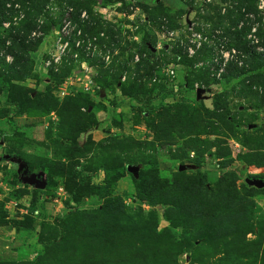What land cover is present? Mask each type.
I'll return each mask as SVG.
<instances>
[{"label": "rangeland", "instance_id": "rangeland-1", "mask_svg": "<svg viewBox=\"0 0 264 264\" xmlns=\"http://www.w3.org/2000/svg\"><path fill=\"white\" fill-rule=\"evenodd\" d=\"M256 4L0 0V264H264Z\"/></svg>", "mask_w": 264, "mask_h": 264}, {"label": "water", "instance_id": "water-1", "mask_svg": "<svg viewBox=\"0 0 264 264\" xmlns=\"http://www.w3.org/2000/svg\"><path fill=\"white\" fill-rule=\"evenodd\" d=\"M18 167L20 172V180L24 185L32 186L37 190H43L46 187L47 183L44 175H28V168L26 165L18 163ZM245 183L250 187L262 188V185L258 184V182L254 180H245Z\"/></svg>", "mask_w": 264, "mask_h": 264}, {"label": "built area", "instance_id": "built-area-1", "mask_svg": "<svg viewBox=\"0 0 264 264\" xmlns=\"http://www.w3.org/2000/svg\"><path fill=\"white\" fill-rule=\"evenodd\" d=\"M210 1L211 0H207V2H210ZM255 10H257V12H259V14L264 19V0H257V4H256V7H255ZM187 30L191 33V36L189 38V45H187L185 47V53L189 57H192V56H194L195 51L199 50L200 47L202 46V44H205L204 42L206 41V39H203V37L200 34L194 33L195 31H194L193 28L192 29L190 28V29H187ZM224 58H225V55H223V59Z\"/></svg>", "mask_w": 264, "mask_h": 264}, {"label": "trees", "instance_id": "trees-1", "mask_svg": "<svg viewBox=\"0 0 264 264\" xmlns=\"http://www.w3.org/2000/svg\"><path fill=\"white\" fill-rule=\"evenodd\" d=\"M249 1V0H248ZM27 25H29V24H27ZM35 46H33V48H34ZM29 49H28V52H33L34 51V49L33 48H30V47H28ZM6 160H11V161H14L17 165H18V163H21L18 159H16V158H13V157H6L5 158Z\"/></svg>", "mask_w": 264, "mask_h": 264}]
</instances>
